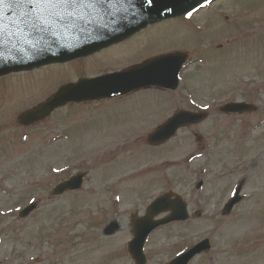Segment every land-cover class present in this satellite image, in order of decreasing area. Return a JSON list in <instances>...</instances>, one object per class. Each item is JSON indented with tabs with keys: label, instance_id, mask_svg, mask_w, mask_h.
Masks as SVG:
<instances>
[{
	"label": "rangeland",
	"instance_id": "obj_1",
	"mask_svg": "<svg viewBox=\"0 0 264 264\" xmlns=\"http://www.w3.org/2000/svg\"><path fill=\"white\" fill-rule=\"evenodd\" d=\"M174 51L190 55L176 91L70 104L31 126L17 120L63 84ZM228 101L257 110L223 115ZM203 109L205 122L159 146L147 141L178 110ZM81 171L89 175L80 191L51 197ZM242 180L244 200L224 215ZM168 190L185 197L192 218L150 235L148 264H166L206 237L212 250L191 264H264V0H215L92 55L0 78L1 264H134L132 216ZM31 200L40 207L20 220Z\"/></svg>",
	"mask_w": 264,
	"mask_h": 264
},
{
	"label": "water",
	"instance_id": "obj_2",
	"mask_svg": "<svg viewBox=\"0 0 264 264\" xmlns=\"http://www.w3.org/2000/svg\"><path fill=\"white\" fill-rule=\"evenodd\" d=\"M204 0H165V7L160 5L163 0H115L113 16H96L93 22L85 24L80 22L84 31L57 28V35H45L43 40L29 32L20 20L18 11H12L6 5H0L3 32L0 34V76L12 71L30 69L36 66L62 62L88 55L107 47L138 32L150 23L164 18L182 15L194 10ZM103 25V26H102ZM39 40L38 50L34 51L32 45ZM26 41H31L27 43ZM188 54L177 52L162 55L136 66L128 71L99 77L97 79L82 80L79 84H70L60 91L48 102L40 107L26 112L20 116V122L29 125L40 121L51 112L70 101H84L112 97L128 93L132 90L152 85L168 88H177L179 85V72ZM226 113H245L254 107L247 103L231 102L222 108ZM207 113H193L180 111L165 125L160 126L149 140L152 143L163 142L172 137L183 125L200 122L206 119ZM85 173H79L71 179L58 184L53 190L54 195L63 194L68 190L80 189L83 185ZM202 182L198 184V188ZM241 189V187H240ZM239 189V191H240ZM172 193H166L153 202L147 215L134 223V239L129 243V252L136 264H147L144 246L148 235L158 226L174 220H187L189 213L186 202L181 196L171 200ZM242 199L239 194L226 205L225 212L230 213L234 205ZM38 206L33 203L21 211L22 218L27 217ZM172 211L166 218L155 220L162 212ZM115 228L108 230L112 233ZM211 248L209 239H206L168 264H188L197 254Z\"/></svg>",
	"mask_w": 264,
	"mask_h": 264
},
{
	"label": "snow or ice",
	"instance_id": "obj_3",
	"mask_svg": "<svg viewBox=\"0 0 264 264\" xmlns=\"http://www.w3.org/2000/svg\"><path fill=\"white\" fill-rule=\"evenodd\" d=\"M149 3L152 0H148ZM0 5L8 6L12 11H18L20 23L30 33L43 40L44 36L57 35V28L84 31L80 22L88 24L96 16L115 15L113 9L115 0H0ZM192 13H188L191 16ZM0 11V19H2ZM103 26V25H102ZM3 25L0 24V34ZM39 40L33 44V50H38ZM31 44V41H26Z\"/></svg>",
	"mask_w": 264,
	"mask_h": 264
},
{
	"label": "bare ground",
	"instance_id": "obj_4",
	"mask_svg": "<svg viewBox=\"0 0 264 264\" xmlns=\"http://www.w3.org/2000/svg\"><path fill=\"white\" fill-rule=\"evenodd\" d=\"M164 2H165V0H163V2L160 3V5H161L162 7H165Z\"/></svg>",
	"mask_w": 264,
	"mask_h": 264
}]
</instances>
